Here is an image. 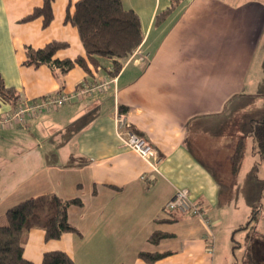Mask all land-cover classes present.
I'll use <instances>...</instances> for the list:
<instances>
[{
  "label": "crops",
  "instance_id": "obj_1",
  "mask_svg": "<svg viewBox=\"0 0 264 264\" xmlns=\"http://www.w3.org/2000/svg\"><path fill=\"white\" fill-rule=\"evenodd\" d=\"M76 1L55 0L45 27L41 17L25 19L44 0H0V76L18 92L16 104L110 75L92 64L62 73L25 63L27 46L53 40L68 43L60 59L86 55L78 28L66 20ZM123 3L139 14V49L149 57L129 56L105 91L42 112L26 126L0 127V225L26 199L79 198L82 205L69 207L79 232L47 240L44 229H31L27 259L42 264L46 252L61 250L77 264H215L221 200L239 190L244 157L235 172V150L251 121L264 118V0ZM16 104L0 101V112ZM116 111L155 146L160 172L121 143ZM180 188L204 215L166 210ZM155 232L165 234L157 243ZM141 252L165 256L149 262Z\"/></svg>",
  "mask_w": 264,
  "mask_h": 264
},
{
  "label": "trees",
  "instance_id": "obj_2",
  "mask_svg": "<svg viewBox=\"0 0 264 264\" xmlns=\"http://www.w3.org/2000/svg\"><path fill=\"white\" fill-rule=\"evenodd\" d=\"M55 0H44L41 7H36L25 19L41 17L43 26L51 24L54 18L53 3ZM174 6L161 13L167 16ZM162 16H157L160 21ZM66 20L79 30L86 55L75 59L57 57V52L68 45L66 41L53 40L43 47H26L25 63L39 66L47 64L62 73L71 70L76 64L90 71L89 65L95 68L108 69L110 76H116L122 69L124 61L141 45L144 39L139 14L125 7L123 0H78L74 9L69 6ZM110 61V67H106ZM110 68V69H109ZM19 100L18 92L7 86L0 76V101L12 105ZM249 135L253 138L254 152L264 159V118L251 121ZM245 140L241 138L234 154V171L237 172L244 157ZM82 205L79 198L63 199L55 194L26 199L7 210L6 222L0 225V264H34L24 256V247L28 232L33 228L45 230L47 240L59 239L66 232L79 231L69 221V207ZM256 209L253 218L257 217ZM255 215V216H254ZM250 221L239 229L247 228ZM165 234L155 232L151 241L159 242ZM264 242V235H259ZM254 239L258 234L252 236ZM251 239L250 235L248 236ZM141 257L154 262L165 256V253L141 252ZM249 264H256L252 251L248 253ZM259 264H264L261 259ZM42 264H77L65 251H48L43 256Z\"/></svg>",
  "mask_w": 264,
  "mask_h": 264
},
{
  "label": "rangeland",
  "instance_id": "obj_3",
  "mask_svg": "<svg viewBox=\"0 0 264 264\" xmlns=\"http://www.w3.org/2000/svg\"><path fill=\"white\" fill-rule=\"evenodd\" d=\"M244 139L245 156L236 176L239 190L221 200L220 210L225 222L219 229L215 264H249V251H252L256 264L264 260V242L259 236L264 235V161L253 151V138L249 132ZM254 209L257 217L253 218ZM248 221L249 227L239 229L240 224L244 225ZM231 225H237V228ZM255 233L258 237L254 239L252 236Z\"/></svg>",
  "mask_w": 264,
  "mask_h": 264
},
{
  "label": "built area",
  "instance_id": "obj_4",
  "mask_svg": "<svg viewBox=\"0 0 264 264\" xmlns=\"http://www.w3.org/2000/svg\"><path fill=\"white\" fill-rule=\"evenodd\" d=\"M135 55H138L142 61L149 57V54L143 52L139 47L131 56ZM116 77L108 75L98 82L81 83L74 91H61L47 94L39 99L18 102L11 111L0 112V127L12 126L14 124L26 126L29 118L35 117L42 112L58 109L75 98L107 90L116 82ZM114 119L116 134L121 143L125 147L137 152L148 162L154 171L160 172L159 165L162 158L155 146L148 139L139 136L133 131L131 122L124 112L116 111ZM165 208L167 211L204 215L200 207L191 200V193L188 188L178 189L174 196L165 204ZM211 246L213 245L211 244Z\"/></svg>",
  "mask_w": 264,
  "mask_h": 264
}]
</instances>
